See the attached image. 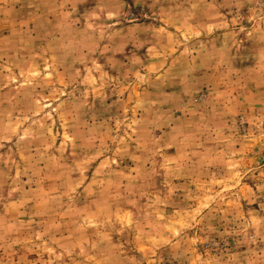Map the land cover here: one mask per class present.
Listing matches in <instances>:
<instances>
[{"label":"rangeland","instance_id":"1","mask_svg":"<svg viewBox=\"0 0 264 264\" xmlns=\"http://www.w3.org/2000/svg\"><path fill=\"white\" fill-rule=\"evenodd\" d=\"M0 264H264V0H0Z\"/></svg>","mask_w":264,"mask_h":264}]
</instances>
